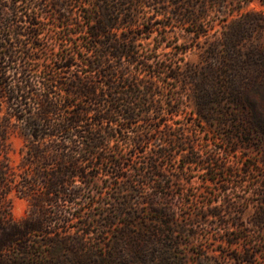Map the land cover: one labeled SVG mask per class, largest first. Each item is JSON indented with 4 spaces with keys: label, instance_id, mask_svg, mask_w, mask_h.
I'll use <instances>...</instances> for the list:
<instances>
[{
    "label": "trees",
    "instance_id": "16d2710c",
    "mask_svg": "<svg viewBox=\"0 0 264 264\" xmlns=\"http://www.w3.org/2000/svg\"><path fill=\"white\" fill-rule=\"evenodd\" d=\"M18 1L12 0L9 9L0 4V263L20 258L41 263L46 249L57 246L80 253L86 249L84 241L62 235L75 228L86 234L119 230L123 238L114 240V252L107 259L100 256L102 260L125 262L128 256L132 264H177L174 251L184 244L179 236L191 241L198 231L194 221L188 225L180 219V211L193 202L192 194L184 192L186 184L180 182L179 198L172 200L164 161L175 151L187 150L184 163L206 169L212 181L236 171L215 156H200L197 128L186 135L169 124L167 115L174 116L176 105L171 97H157L164 94L159 82L180 80L181 67L146 56L137 41L148 38L157 25L163 33L168 6L198 38L209 37L208 11H222V35L210 42L207 63L193 66L189 77L197 87L199 125L232 127L240 146L259 147V163L244 170L251 175L264 167V43L254 38L264 30V14L243 11L252 0H30L35 3L31 12ZM147 6L155 12L140 22ZM44 15L53 21L48 35L59 49L36 79L32 65L37 62L30 61L27 45L31 42L33 49L48 54L40 37ZM12 63L13 75L8 74ZM142 115L145 125H137L132 148L125 151L116 143L112 149L111 140L118 142ZM13 135L23 139L18 163L10 154ZM151 145L149 160H137ZM99 180L114 182L119 191L109 196L94 191ZM12 192L30 204L21 221L11 212ZM83 197L88 204L81 202ZM136 197L143 207L133 205ZM206 205V216L220 218V225L232 229L226 240L231 246L248 239L237 220L223 219L210 201ZM253 224L264 227V207ZM36 235L45 238L33 239ZM127 247L131 256L124 254ZM208 251L201 248L197 264L222 262ZM258 253L246 247L234 259L252 263Z\"/></svg>",
    "mask_w": 264,
    "mask_h": 264
},
{
    "label": "rangeland",
    "instance_id": "374dc122",
    "mask_svg": "<svg viewBox=\"0 0 264 264\" xmlns=\"http://www.w3.org/2000/svg\"><path fill=\"white\" fill-rule=\"evenodd\" d=\"M229 1L232 2V0ZM0 4H7L6 9H9L12 5V0H0ZM18 4H21L23 10H27V12H31L35 5L30 0H19ZM243 11H255L264 14V3L261 0H252L243 8ZM154 12L152 6H147L139 14L140 22H144V16H152ZM208 13L206 22L211 20L209 37H196L192 31L193 27L176 19L172 11V6H168V12L164 19V22L168 23V26L166 29H163V33L158 29L161 28L160 25H157L155 31L148 38H140L137 41L139 44L138 48L146 56L171 63L175 62V65L181 67L180 71L182 74L180 80L175 81L170 79L165 83L159 82L163 87L162 92L164 94L158 95L157 97H162L164 100L167 97H171L174 99L176 105L174 116L167 115L170 118L168 121L169 124L176 128V130L181 128V131L184 130L186 135L191 134L197 128L198 140L196 143L197 147L200 148V156L202 158H205L207 155L215 156L222 161V164L236 171L234 176L220 175L212 181L209 179L210 175L206 173V169L184 163L183 154L187 150H184L183 153L175 151L172 156L164 161V170L168 178L172 180L171 189L174 194L173 196H175L172 200L177 201L179 198V191L182 190L181 186H179L180 182L186 184L183 191H189L192 194L191 198L193 202L188 204L184 210L180 211V219L188 225L194 221V225H196L198 231L197 237L191 241H188L190 240L189 237L184 234L179 236L184 244L179 245L175 249L174 254L178 257L175 260L179 264H197L198 253L204 247L211 254L220 256L222 262L219 264H264V227L253 224L255 216L264 207V203L262 202L264 195V186H262L264 167L261 166L260 170L253 171L251 175H246L244 172L252 163H259L261 158L259 147L255 145L252 148L240 146L239 134L232 127L220 126L218 123L212 127H202L199 124L203 123H201L196 112L197 87L190 82L189 76L193 66L202 68L207 63L206 50L212 40L220 38L222 35L221 30L224 28L218 19V17L221 18L223 16L222 11L218 7L209 10ZM161 17L162 15L156 16V18ZM41 20L46 22L43 25L40 37L47 44L48 54L46 55L42 51L33 49L31 42L27 45L28 48H31L30 61L33 62L32 64L37 62L35 65H32V71L36 79L40 78L41 71L44 67L43 63L53 62L52 52L53 50L59 49V45L53 42L48 35V33L52 32L51 29L54 28L53 21L49 22V19L45 15L41 16ZM18 24L25 25V22L19 21ZM218 29L220 31H216ZM20 37L27 38L25 35H21ZM254 38L256 41L264 43V30L259 33L256 32ZM160 40L163 41L161 42ZM158 43L160 44L158 45ZM243 47H247L246 43ZM17 48L21 47L17 46ZM12 64L8 66V74L11 75L15 73V68L12 67L15 66V63ZM165 112L167 111L165 110ZM120 120L121 118L114 122L113 125L117 126ZM140 124L145 125L143 115L138 117V122L134 123L132 127L125 129L124 135H119L118 142L116 138L111 140L110 145L112 149H115L117 147L116 143H118L119 148L129 151L133 146L132 139L137 133V125ZM141 128H144V126ZM10 141L13 143V150L10 153L11 157L15 163H18L21 160L20 148L23 146V139L19 135H13ZM157 142L161 143L162 141L158 140ZM151 147L152 145L146 147L145 151L139 154L141 156L137 160L148 161V156L151 154ZM183 166L184 169L182 168ZM243 167L245 169L242 170ZM117 187L118 185L114 184V182L99 180L95 185L94 191L101 190L104 192V195L109 196V194H114L119 191ZM9 199L11 200V212L14 200H27L17 196L15 192L9 195ZM140 201L141 198H134L133 205L136 208L143 207L144 205ZM208 201L212 202V206L217 207L221 211L223 219L237 220L243 226L242 234L248 236V239L243 240L242 244L231 246L226 240L230 237L232 229H229L226 225H220V218H215L211 214L206 216L204 213L210 208L206 205ZM81 202L88 204L85 197L82 198ZM141 218H145L144 212L141 213ZM62 235L69 236L74 240L84 241L86 249L84 247L79 253L78 251L60 246L50 247L46 249V255L41 263L31 258H20L16 261H9V264H132V259L131 257L128 258V256L127 259H130V261L126 259L125 262L120 261L117 263L102 260L100 257L103 256V258L106 257L107 259L110 252H114L113 242L121 236L119 230L103 234L93 231L90 234H86L73 228L71 232L62 233ZM132 235L136 236L135 233ZM43 238H45L44 235H36L33 237L36 240ZM128 238L130 240V235ZM246 247H250L251 250H258L259 252L252 263H241L234 259V256L244 253ZM128 248L130 247H127L126 252L124 250L123 252L131 256ZM38 250L36 247L33 249V252L36 253ZM150 253L151 251H148L149 255ZM92 255H98L99 257L95 261L87 259Z\"/></svg>",
    "mask_w": 264,
    "mask_h": 264
},
{
    "label": "clouds",
    "instance_id": "9594fccd",
    "mask_svg": "<svg viewBox=\"0 0 264 264\" xmlns=\"http://www.w3.org/2000/svg\"><path fill=\"white\" fill-rule=\"evenodd\" d=\"M30 204L27 200L17 199L13 201L12 214L17 221L27 218Z\"/></svg>",
    "mask_w": 264,
    "mask_h": 264
}]
</instances>
